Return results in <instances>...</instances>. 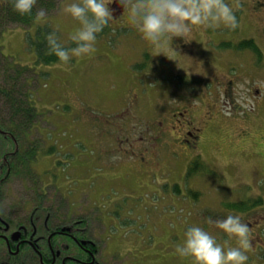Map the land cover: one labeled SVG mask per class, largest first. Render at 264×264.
I'll return each mask as SVG.
<instances>
[{"label": "rangeland", "instance_id": "rangeland-1", "mask_svg": "<svg viewBox=\"0 0 264 264\" xmlns=\"http://www.w3.org/2000/svg\"><path fill=\"white\" fill-rule=\"evenodd\" d=\"M69 2L58 0L54 11L37 16L30 28L7 25L0 44L11 59L27 66H19V80L36 105L31 112L33 124L42 126L39 135L35 132L36 140L44 134L50 156L59 162L68 206L87 217L104 256L111 264H194L191 257L175 251L186 227L199 224L223 243L227 235L209 219L239 214L249 227L247 264H264V0H259V8L252 0H227L237 27H194L188 37L189 51L173 66L168 44L167 55L156 54L128 21L127 13L118 15L116 8H112L110 30L97 37L94 51L73 57L66 65L40 66L34 50L25 45L42 27L56 30L69 45L68 33L78 27V21L61 12ZM241 40H253L260 56L248 47H237ZM10 58L0 64L6 67ZM205 60L220 71L226 69L227 77L237 78L238 108L220 95L222 80L192 81L198 90L194 97L186 79L180 84L173 67L179 69L187 61L181 68H197ZM183 102L191 106L197 121L207 124L196 155L219 168L220 187L215 176L206 175L208 170L192 176L188 185L182 174L190 155L172 146L163 133L168 127L160 121L166 122L172 110L185 107ZM141 141L157 152L162 166L144 169L145 175L136 167L126 172L127 180L117 164L122 157L136 159V152L128 154L126 149ZM136 181L144 185L136 187ZM252 190L260 195L259 205L243 211L225 209L229 202L244 201ZM259 223L260 231L255 228ZM228 244L234 246L235 239Z\"/></svg>", "mask_w": 264, "mask_h": 264}, {"label": "flooded vegetation", "instance_id": "flooded-vegetation-1", "mask_svg": "<svg viewBox=\"0 0 264 264\" xmlns=\"http://www.w3.org/2000/svg\"><path fill=\"white\" fill-rule=\"evenodd\" d=\"M252 1L256 3L255 8L262 5L259 0ZM109 7L116 8L118 15H122L124 10L119 0H113ZM189 42V39L180 36L173 37L168 43L171 51L169 55L173 57L172 66L176 58L184 59L183 53L189 51ZM7 57L10 58V55L5 54L0 44V61L2 59L3 64H6ZM184 62L181 67L188 65L187 61ZM8 63L11 69H15L16 62L13 59L10 58ZM195 66L197 68L173 67L176 77L182 76L192 85L190 91L192 97L198 93L192 81L219 79L223 84L220 95L233 102L231 107L238 108L234 99L236 77H227L226 69L220 71V67H215L207 60ZM2 68L4 67L1 63L0 83H4L6 78L1 71ZM226 83L228 86H225ZM171 93L174 94L175 91L172 90ZM178 98L182 100L180 95ZM2 101L0 96V264H111L99 246L100 238L89 231L87 217L79 208L71 209L68 206L65 180L58 171L59 162L54 156H50L43 131L40 135L42 139L36 140L35 132L37 135L42 126L2 125ZM211 101L212 105H217L215 100ZM37 114L39 116V113ZM165 118L166 122L160 121L168 127L167 131L164 130V135L169 136L171 145L181 153L190 155L182 175L185 177L191 163L199 162L205 165L206 170H211V174L208 175L215 176L220 187L222 181L219 168L211 164L213 162L209 159L196 155L203 144L206 122L204 124L196 120L197 117L191 113L189 104L182 109L172 110ZM162 136L163 134L159 138ZM130 145L132 149H126V153L136 152V159L122 157L117 164V167L125 170L124 177L129 176L127 171H135L136 167L145 175L144 169L162 166V161L155 156L157 152L151 150L148 142L141 141L139 145L134 143ZM137 150L142 151L138 153ZM149 154L150 159L146 157ZM143 185L135 182L136 187ZM257 195V191L252 190L246 197L253 198ZM260 226L259 223L255 228L260 231Z\"/></svg>", "mask_w": 264, "mask_h": 264}, {"label": "clouds", "instance_id": "clouds-1", "mask_svg": "<svg viewBox=\"0 0 264 264\" xmlns=\"http://www.w3.org/2000/svg\"><path fill=\"white\" fill-rule=\"evenodd\" d=\"M10 3L18 14L32 15L37 0H10ZM111 3L113 0H71L66 3L61 9L62 14L78 21V27L68 33V39L75 46H66L53 30L45 37L47 53L66 65L73 57L94 51L97 34L113 19ZM119 3L127 13L128 21L150 42L156 54H166L165 46L173 37L188 39L194 27H237V17L227 0H119ZM43 15V11L37 13V16ZM208 223L222 230L228 240L221 243L204 227L192 224L186 227L182 243L175 248L176 253L191 257L194 264H247L249 227L241 216L228 214L222 219H209ZM233 238L235 245L230 246L228 241Z\"/></svg>", "mask_w": 264, "mask_h": 264}, {"label": "trees", "instance_id": "trees-1", "mask_svg": "<svg viewBox=\"0 0 264 264\" xmlns=\"http://www.w3.org/2000/svg\"><path fill=\"white\" fill-rule=\"evenodd\" d=\"M58 5V0H37V3L34 5L32 15H20L15 12L12 7L10 0H0V35L3 33L4 28L9 24H20L27 27H31L37 13L40 11L51 13ZM259 8V7H257ZM33 27V26H32ZM110 30L108 25H106L103 30L97 34V37L107 33ZM51 32L46 27L37 28L36 35L32 38L29 34L30 41L29 45H25L27 48L30 47L31 51L34 50V55L36 57L35 61L40 64V66H48L50 64H56L60 62L55 55H50L47 53V44H46V35ZM68 47H74L75 45L70 41ZM239 48H250L257 55L260 56V49L255 45L253 40H243L238 44ZM258 56V57H259ZM42 64V65H41ZM15 70L10 68V65L7 64L6 67L2 68L3 75L6 76L5 82L0 86V96L2 97V125H17V124H33L32 109H36V105L33 104L28 96V93L25 94L21 88L22 83L19 78L22 76L21 69H19L20 64H15ZM18 67V68H17ZM20 67H27L26 65ZM12 70V73L10 71ZM30 70V69H29ZM33 71V70H32ZM36 69H34V72ZM43 72V71H41ZM36 73V72H35ZM180 81V84H183V77H177ZM0 84V85H1ZM31 104V106H30ZM37 111V110H36ZM1 112V114H2ZM38 114L36 113V116ZM162 165V164H161ZM205 165L199 164V162L191 163L188 166V172L185 175L184 181L189 185L190 179L192 176L197 175L198 173L205 174L204 171ZM208 174H211V170H208ZM206 174V175H208ZM148 178V177H147ZM150 181V180H149ZM260 195H257V198L251 199L246 198L244 201L239 202H229L225 205L228 210H248L251 206H257L260 204ZM251 202H254L253 204Z\"/></svg>", "mask_w": 264, "mask_h": 264}]
</instances>
